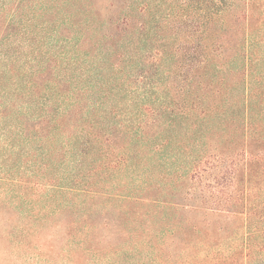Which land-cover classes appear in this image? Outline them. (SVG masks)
<instances>
[{
    "label": "trees",
    "instance_id": "1",
    "mask_svg": "<svg viewBox=\"0 0 264 264\" xmlns=\"http://www.w3.org/2000/svg\"><path fill=\"white\" fill-rule=\"evenodd\" d=\"M0 264H264V0H0Z\"/></svg>",
    "mask_w": 264,
    "mask_h": 264
}]
</instances>
